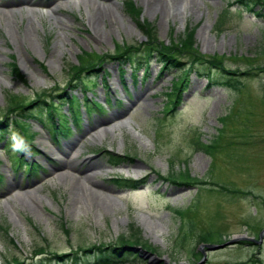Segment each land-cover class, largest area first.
I'll return each mask as SVG.
<instances>
[{
  "label": "rangeland",
  "instance_id": "374dc122",
  "mask_svg": "<svg viewBox=\"0 0 264 264\" xmlns=\"http://www.w3.org/2000/svg\"><path fill=\"white\" fill-rule=\"evenodd\" d=\"M131 1L159 43L169 45L193 30L196 54L217 58L226 69H211V84L190 73L173 114L163 109L180 72H161L154 60L133 78L130 66L122 68V75L118 62L105 60L118 45L137 47L147 39L124 0H0V122L5 116L8 123L13 119L5 110L9 95L49 105L66 93L75 96L80 113L79 127L68 118L67 138L57 140L29 122L39 153L32 159L24 153V158L33 161L34 175L13 161L17 151H3L0 145V264H92V245L114 244L131 234V226L152 248L143 251L161 259L159 264H195L202 259L203 245L233 239L221 250L205 251L204 264H264V233L258 238L264 230V0L245 1L248 10L237 0H162L163 6L168 1L171 6L166 17L164 11L152 13L144 0ZM184 1L186 14L180 7ZM90 2L95 6L88 7ZM8 8L16 11L14 27ZM97 9L108 13L93 23L88 12ZM32 12L37 16L35 33L27 27ZM82 53L102 56L94 69L95 87L85 79L87 73L71 81ZM196 66L204 72L208 65ZM230 79L238 80V88L226 85ZM85 97L100 103L103 112ZM44 122L51 126L50 120ZM114 125L122 127L112 133ZM14 132L19 130L9 127L6 140ZM196 139L216 141L217 148L212 155L197 151ZM103 150L134 160L110 168ZM182 171L209 183L187 187L166 180ZM86 174L103 186H87V194L94 196L82 193ZM113 176L141 183L135 190L120 189L111 182ZM185 208V220L175 216L173 210ZM154 228L159 232L154 234ZM203 233L210 236L198 245ZM38 250L43 254L35 256ZM52 254L68 257L60 261ZM155 257L132 264H148Z\"/></svg>",
  "mask_w": 264,
  "mask_h": 264
},
{
  "label": "trees",
  "instance_id": "16d2710c",
  "mask_svg": "<svg viewBox=\"0 0 264 264\" xmlns=\"http://www.w3.org/2000/svg\"><path fill=\"white\" fill-rule=\"evenodd\" d=\"M243 1L244 8L248 10L250 8V4L245 2L247 0H237V2L239 3H243ZM124 6L126 12L135 20L136 24L138 25L140 30H142V32L146 35L147 39L143 43L138 44L137 47L129 45H118L117 47H115V54L111 56H106L105 60L108 59L111 61L118 62L119 66L121 67L122 75L124 73L122 68L125 65L130 66L132 69L133 78H135L136 74L140 71H142V73L144 74V72H146L147 65H149L150 62L154 60L158 63V65H160L161 72H166L168 70H175L180 72L179 75L181 76L178 77L177 81L175 82L174 91H172V94L168 93L166 96L169 102V105L163 109L166 113L173 114L175 112L178 104L181 101L180 94L185 89V82L187 76L190 73L194 72L198 75L205 76L207 81L211 84L215 81L211 73V69H217L221 71V73L226 72V69L222 65L223 63L219 62L217 58L212 57L211 59H206L196 54V51L193 48V30L188 31L185 36L181 37L174 43H170L169 45L165 43H159L157 41V38L155 37L154 30L151 28V25L145 21L140 20L141 10L136 7V5L131 0H124ZM219 23L217 25V29L220 26ZM95 57L96 58H94V56L89 53H82V56H80V60L78 61V65L75 66L74 69H72V74H74V77L71 80L72 82L74 79L79 80L80 75L82 73H87L85 75V79L90 80L93 83V87L97 85L95 82L97 80V74L94 72V69H97L103 59L102 56L97 55ZM104 57L105 56H103V58ZM182 58L187 59V62H181L180 59ZM202 59H205V61L200 62V60ZM199 64L208 65L207 67H204V72H200L196 69V65ZM15 73L19 77H21V75L18 74L16 69ZM241 75H249V73L242 72ZM231 81L232 79L226 81V85H229L230 87H233V89H236L237 85L239 84L238 80H234V83H232ZM83 86L86 90H89L87 89L84 82ZM60 98L61 101L53 100L49 102V105L46 101L40 100L39 98L36 101L33 100L26 104L23 99L18 98L15 95H9L7 97L6 111H8L9 114H12L11 117L13 119L10 123H8L10 118L9 116H5L4 121L0 122V145L2 144L3 150L6 151L12 148L11 140H6V133L10 127L12 129L16 128L19 130L20 136L23 137L30 146L29 153H37L32 143L34 133L29 134L27 129V126L30 124V121H35L39 125L46 127L44 121L50 120L51 128L53 129V131H56L57 133L62 132L63 134L69 133L70 128L67 127V123L69 122L68 118L73 117L77 121L79 117V114L76 110L78 109L76 104L77 99L75 98V96H68L66 93L63 94ZM86 101H90L92 106L100 108V105L96 101L91 99L88 100V98H86ZM215 142L216 141H214L212 144H204L199 139H196V142L194 143V148L197 151H205L209 155H212L217 148ZM16 153L17 156L13 158V161H16L19 165H23L25 169H29V173H34L36 171V167L33 165V162L25 160L24 152L17 151ZM102 153L108 161V165L113 168L129 165L134 160L128 155H116L113 153L106 152L104 150ZM170 177L172 178L171 180L170 178H166V180L171 181L174 184L187 187L193 184L207 185L209 183L207 181H199L193 179L189 176L188 172L184 171L179 172L178 174H170ZM111 182L120 189L130 190L137 188L139 186V183H141V181L137 182L131 179L123 178L121 176L111 178ZM231 193L235 194L237 192L233 191ZM185 210H187V208L173 210V212L175 216L183 220L185 217H187V215L184 213ZM0 230L3 231V228H1V226ZM131 230L132 231L129 236H121L114 244L110 243L104 246L101 244L100 246L92 245L91 248L95 249L93 251L94 256L90 257V261H92V264H132V262H138V254L129 251L128 248L130 246L135 245H140L147 250H151L152 248L147 244L146 241L142 242V238L138 229L135 230L133 226H131ZM209 236V233L200 234L197 238L196 243L199 245L201 242H206ZM192 250L194 251L195 248H193ZM38 251L39 254H43V250ZM82 253H86V249H82ZM36 256L38 255L36 254ZM52 256H54L52 257L53 259H59L60 261H62L61 256L65 255L52 254ZM13 262L14 264H23L22 262H19L17 260Z\"/></svg>",
  "mask_w": 264,
  "mask_h": 264
},
{
  "label": "bare ground",
  "instance_id": "6f19581e",
  "mask_svg": "<svg viewBox=\"0 0 264 264\" xmlns=\"http://www.w3.org/2000/svg\"><path fill=\"white\" fill-rule=\"evenodd\" d=\"M145 2H146V6H147V8L152 12V13H154V14H156V13H158L159 11L161 12H163L164 11V13H165V17L168 15V13H170L171 12V6H170V3H169V1L168 2H166V4L163 6V1L162 0H144ZM25 2H27V0H25ZM28 2H30V1H28ZM47 4V3H46ZM29 5H31V6H43L44 5V3L43 2H39V3H37L36 1H31L30 3H29ZM1 4H0V8H1ZM87 6L89 7V6H95V3H87ZM180 7L182 8V11L186 14V12L188 11V7H187V3H186V1H184V2H182L181 3V5H180ZM190 10V9H189ZM3 11H0V13H2ZM6 12L7 13H9L10 14V17L12 18V27H14V13L16 12L15 11V9H7L6 10ZM52 13V15H53V13H54V9L51 11ZM107 13H108V11H106V10H102V9H97V10H93L92 12H88V14H89V16H90V18L91 19H93V23H96V22H98V21H103V20H105V18H106V15H107ZM20 17L22 18V15H20ZM37 18V16H36V14H33V12L31 13V16H27V27H29V30L30 31H32V32H36V30H37V27H36V25H35V19ZM55 19H57V17H55ZM59 22H61V21H59ZM91 24V23H90ZM26 35V31L23 33V36H25ZM62 42V39L59 37V40H58V42ZM148 93V87H146L144 90H141V95L142 96H145L146 94ZM128 126H129V124H127ZM122 126H118V125H114L111 129H109V131L110 132H112V133H114L116 130H119L120 128H121ZM106 131H108V130H106ZM61 164H65V162H63V163H61ZM139 169V166H137L135 169H134V171L135 170H138ZM64 174L65 173H61L60 175H62V176H64ZM92 174H86L85 176H84V184L82 183V185H81V189H82V193L83 194H85V195H89V196H94L95 194H92V193H90V194H87V186H89L90 188L89 189H100V188H102L103 186H102V184L100 183V182H97V181H94V180H91V178H92ZM68 178L70 177V176H67ZM70 179L71 180H73V178L72 177H70ZM80 183V182H79ZM85 184H86V186H85ZM89 196H87V197H89ZM86 197V198H87ZM91 198V197H90ZM96 199H99V200H101V198L100 197H98V196H96ZM104 200V199H103ZM104 202L107 204L108 202L106 201V200H104ZM93 202L91 201V204H92ZM110 205V204H109ZM114 205L113 204H111L110 205V207H113ZM78 209H80V207H78ZM152 232L154 233V234H156V233H158L159 232V230H157L156 228H154V229H152Z\"/></svg>",
  "mask_w": 264,
  "mask_h": 264
},
{
  "label": "water",
  "instance_id": "95a60500",
  "mask_svg": "<svg viewBox=\"0 0 264 264\" xmlns=\"http://www.w3.org/2000/svg\"><path fill=\"white\" fill-rule=\"evenodd\" d=\"M262 233H264V230L261 232V234L259 236L260 239H261ZM241 239H244V240H252L249 237H243ZM235 241L236 240L233 239V240H230V241H228V242H226L225 244H222V245H203V246L206 248L207 251H215V250H218V249H222V248H224L227 245L233 244V243H235ZM134 251L141 252L143 258H146V257L148 258L149 255H151L152 257H155L153 254H151V253H149L147 251H142L140 248H135ZM202 254H203V259H205V254H206L205 251L202 250ZM160 262H161V259L155 257V259L152 262L149 261V264H159ZM203 263H204L203 260H201V262H199L197 264H203Z\"/></svg>",
  "mask_w": 264,
  "mask_h": 264
},
{
  "label": "clouds",
  "instance_id": "9594fccd",
  "mask_svg": "<svg viewBox=\"0 0 264 264\" xmlns=\"http://www.w3.org/2000/svg\"><path fill=\"white\" fill-rule=\"evenodd\" d=\"M12 140V150L13 151H22L27 154L30 151V146L28 145L27 141L20 136L19 133H13L10 137Z\"/></svg>",
  "mask_w": 264,
  "mask_h": 264
}]
</instances>
